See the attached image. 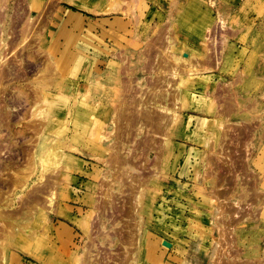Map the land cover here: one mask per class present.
Instances as JSON below:
<instances>
[{"label": "rangeland", "instance_id": "1", "mask_svg": "<svg viewBox=\"0 0 264 264\" xmlns=\"http://www.w3.org/2000/svg\"><path fill=\"white\" fill-rule=\"evenodd\" d=\"M79 1L0 0V74L7 72L8 79L0 82V96L4 93L0 116L5 118L0 117V167L6 168L0 172V256L3 248L11 251L0 258V264H11L12 255L21 264H155L164 262L168 253L177 264H264V0ZM194 6L199 13L186 17L190 28L183 31L178 24L187 13L192 14ZM69 12L81 15L83 26L84 15L90 17L88 33L85 28L81 32L88 36L95 29L94 44L106 49L102 56L91 61L94 47L77 50L76 45L86 47L72 39L75 27L66 21ZM117 18L122 23L115 24ZM56 23L61 27L57 48L53 46ZM67 25L71 30L66 31ZM195 25L201 28L197 30L205 44L195 42ZM174 27L185 40L175 43H179L175 50L170 48L173 44L164 48L180 50L182 55L195 51L190 58L201 66L190 81L157 71L167 65L161 61V50L165 51L161 40ZM155 39H159L156 49L147 50ZM151 50L157 56V60L152 56L153 70ZM139 52L148 53L149 59H141ZM98 68L102 73L95 74L96 82L90 85L83 74L96 73ZM165 76L171 79L167 83L171 86L162 83L168 98L164 97L172 99V108L176 102L169 115H178V119L169 117L172 126L176 124L174 137L159 128L162 113L158 106L163 102L151 100ZM21 91L25 94L20 95ZM202 96L211 102L209 108L204 99L200 101ZM121 106L125 112H133H124L127 119L116 126L114 119ZM149 118L153 125L147 123ZM189 120L191 125L187 124L189 129L182 137L179 124ZM42 125H54L48 138L53 140L50 146L56 157L50 167L34 157ZM75 132L80 135L78 140ZM73 158L79 168L66 172ZM28 162L35 166L33 173L27 170ZM189 167H193V180L182 178ZM16 177L25 184L15 188ZM54 181L57 198L51 204L47 197L53 189L47 184ZM188 181L198 186L187 191ZM218 182L237 188L234 193L220 191L221 199L229 201L228 207L219 206L216 191L208 189L210 184L217 189ZM225 209L227 212L220 213ZM50 210H56V215ZM61 220L73 223L76 241L72 242V231L64 224L57 227ZM198 223L209 230L204 239ZM218 223L227 236L225 241L216 229ZM3 225L14 227L11 248L8 241L2 246ZM60 236L67 238V247L72 242L74 248L60 253ZM25 248L39 254L38 258Z\"/></svg>", "mask_w": 264, "mask_h": 264}, {"label": "bare ground", "instance_id": "2", "mask_svg": "<svg viewBox=\"0 0 264 264\" xmlns=\"http://www.w3.org/2000/svg\"><path fill=\"white\" fill-rule=\"evenodd\" d=\"M69 1H71V0H69ZM78 2H80L79 0H77ZM118 1V0H117ZM120 1V0H119ZM114 2V1H113ZM73 3V4H72ZM71 4L72 5H77L78 7H80V8H82V9H84V10H87V11H91L90 10V8L89 7H87V6H84V5H81V4H77L76 2L74 3V2H72ZM70 4V5H71ZM116 4H117V2H116ZM122 4V3H121ZM193 7V6H192ZM195 7V6H194ZM95 9V8H94ZM94 9H92V10H94ZM199 9L197 8V7H195V9H190V12H192V14H189V13H187L188 14V16L187 15H185L184 17H185V19H184V21H183V23L182 24H178L179 26H180V28H182L181 30H185V31H187L190 27H189V23H187L186 21L187 20H190V19H188V18H186V17H190V16H195L196 14H198L199 12ZM93 12V11H92ZM74 14V13H73ZM71 12H69L68 13V19L66 20L67 22H70V23H73V25H74V27H75V32H74V36L72 37V39L73 40H75V39H79V41H78V43L79 42H81L82 44H83V46H85L86 48H83V47H78V45H76V47H77V50L78 51H82V52H86L87 51V49H89V47H94V52H93V55H94V57H92V58H90L91 59V61L92 60H94L95 59V56L96 55H101L102 56V53H105L106 52V49L104 48V49H102L101 48V46H99V45H95L94 44V41H93V39L95 38V37H97L98 36V34H95L94 32H92V30H95L94 28H91V30H89V35L88 36H85L86 34L84 33V32H81V29L82 28H85L83 25H82V23H83V21H82V16L81 15H79L78 14V16H76V15H73ZM95 14V13H94ZM98 14V13H97ZM20 18V17H19ZM21 19V18H20ZM102 21H103V23H107V22H110V20L109 19H102ZM101 22V21H100ZM115 24L117 23V24H120V23H122V19L121 18H117L115 21ZM114 22H111V23H114ZM124 22V21H123ZM189 24V25H188ZM30 25V24H29ZM29 25H28V28H29ZM197 25H195L194 27H193V29H195V32H196V38H195V42L197 43V42H201V43H204L205 44V42H206V40L204 39V37L202 36V32H201V30H197ZM23 28V27H22ZM198 28H200V27H198ZM201 29V28H200ZM21 30V29H20ZM25 30V29H24ZM24 30L22 29V31L21 32H24ZM171 30V29H170ZM191 30V29H190ZM26 31V30H25ZM192 31V30H191ZM173 33H171L170 35H166V37H164V40H161V41H163L164 42V45L165 46H163V48L164 47H166V46H168V44L170 45H172V46H170V48L172 49V50H175V48H176V45H179V43L178 44H176L175 45V43H177V42H180V43H182L183 44V41L185 40V39H182V37H181V32H180V29L178 28V29H175V27H174V29H173V31H172ZM18 33V32H17ZM32 33V32H31ZM99 33V32H98ZM13 34V33H12ZM26 34V33H25ZM83 34H85V35H83ZM15 36H16V34H15ZM18 36V35H17ZM89 36H90V38H89ZM23 37V36H22ZM162 38V37H161ZM31 39V38H30ZM81 39V40H80ZM163 39V38H162ZM16 40V39H15ZM23 40H25L24 41V43L26 42V40H28L27 39V36H26V39H23ZM86 42H88V43H86ZM3 41V40H2ZM10 41V40H9ZM155 41V42H154ZM158 41H159V39L158 40H153V41H151V43H150V47H148L149 49H147V50H150V48H154V49H156V46H155V43L157 42L158 43ZM4 42V41H3ZM11 42H14V41H11ZM22 42V41H21ZM225 42V41H224ZM77 43V44H78ZM5 43H3V45H4ZM198 44V43H197ZM8 45V44H7ZM12 45H15V44H12ZM160 45V44H159ZM161 45H162V42H161ZM20 46V45H19ZM23 46H25V45H23ZM11 47V46H10ZM12 47H14L15 48V46H12ZM88 47V48H87ZM13 48V49H14ZM18 48V47H17ZM17 48H15L14 50H17ZM161 47H158L157 49H160ZM165 49V51L163 50H161V53L163 54L162 55V58H161V61L163 60L164 61V63H165V61L167 62V65L165 66V65H163V66H165L166 68L165 69H163V70H159V69H157V71H161V72H170V75L172 76L173 74L175 75H177V76H179L180 77V79L181 80H186V81H190V80H192V78H191V76H194L195 75V72L197 73V72H199V71H197L198 70V68L197 67H199V65L198 64H194L193 63V61L191 60V58L190 57H192V55L194 54V52L195 51H193L192 52V55H191V53L189 52V51H187V53H185L184 55H182L181 53H180V50H177L176 52H172V51H169L168 52V50H166V48H164ZM178 49H180V48H178ZM191 50V49H190ZM145 51H146V49H145ZM154 51V50H153ZM167 51V52H166ZM39 52V51H38ZM209 52V51H208ZM37 53V52H36ZM97 53V54H96ZM155 52H153V54H154ZM139 56H140V58L141 59H143V58H146V60H148L149 59V55H148V53H143V52H139ZM210 54V53H209ZM133 55V54H132ZM151 70H153L154 69V67H153V65H155L156 63H155V60L153 61V59H156L157 60V56L155 57V56H153L152 55V50H151ZM147 56V57H146ZM152 56L154 57L153 59H152ZM210 56V55H209ZM15 57V56H14ZM13 57V58H14ZM198 57V56H197ZM116 58V57H115ZM193 58V57H192ZM201 58V57H200ZM15 60V59H14ZM201 60V59H200ZM200 60H198L199 62H201ZM207 60V59H206ZM10 62V61H9ZM15 62H17V61H15ZM150 62V61H149ZM195 62V61H194ZM163 63V64H164ZM161 64H162V62H161ZM181 64H185L184 66L182 65L181 66ZM203 64V63H202ZM173 65V66H172ZM198 65V66H197ZM5 66V65H4ZM50 66V65H49ZM156 66V65H155ZM201 66V65H200ZM147 67V66H146ZM148 67H150V65L148 66ZM161 67V66H160ZM5 68V67H4ZM163 68V67H162ZM210 68V67H209ZM3 69V68H2ZM199 70H200V68H199ZM94 70H90V72H88L87 74H83V78L85 79V80H89L90 82V85H94V82H96V80H95V74H101L102 73V70L100 69V68H98L97 69V72L96 73H94L93 72ZM0 72H2V71H0ZM4 73H5V75H6V73L7 72H3V73H1L0 74V76H1V80H0V82H2V81H4V79H5V81L6 80H8L6 77H5V75H4ZM17 73V72H16ZM172 73V74H171ZM169 74V73H168ZM8 76H9V74H7ZM173 75V76H174ZM44 76V75H43ZM166 77V79L164 80V81H160L161 82V84L159 83V88L158 89H156V87H155V89L154 90H156V91H154V97H152V99L151 100H156V98L158 99V100H156V101H158V102H160L161 103V101L163 102V103H161V105L160 106H158V108H159V110L161 109V113H162V115H160L159 116V120H160V124H161V126H159V128L160 129H162L163 130V134H165V135H167L168 137H170V136H173L174 137V135H175V132L173 131L174 129L172 128L173 126H172V124L174 123L173 121H171L170 120V118H172V117H170V116H172V115H169L174 109V105L176 104V102L174 101L173 103H175L174 105H173V108L171 107V98L169 97V99H171V100H168V99H166V98H168L166 95H165V92H167L165 89L166 88H163L164 87V85H162V83H165V84H167L168 83V81L170 82V78H168V76H165ZM175 77V76H174ZM19 78V77H18ZM47 78V77H46ZM155 80H157V81H159L158 79H155ZM5 81H4V83H5ZM8 82V81H7ZM100 82V81H99ZM128 82H130V81H128ZM98 83V82H97ZM101 83V82H100ZM139 83H141V82H139ZM158 83V82H157ZM186 83V82H185ZM86 84V83H85ZM171 84V83H170ZM170 84H167V85H169V86H171ZM153 85H154V82H153ZM155 85H156V83H155ZM6 86V85H5ZM5 86H3L4 88H7V87H5ZM158 86V85H157ZM169 86H167V87H169ZM2 87V86H1ZM127 87H129L130 88V85L128 86L127 85ZM37 89V88H36ZM21 90H23V88L21 87ZM167 90H169L168 88H167ZM24 91V90H23ZM23 91H21V92H19L20 93V95L21 94H25V92H23ZM152 91H153V89H152ZM34 92H36V90H34ZM150 92H151V90H150ZM6 93V92H5ZM41 94H43V92H40ZM39 93V94H40ZM1 94H2V92H1ZM35 94V93H34ZM37 94H38V92H37ZM152 95H153V93H152ZM151 95V96H152ZM164 95L166 96V98L164 97ZM169 95V94H168ZM180 95V94H179ZM178 95V96H179ZM194 95V94H193ZM3 96H4V93H3ZM2 95L0 96L1 98H0V100L2 99V97H3ZM35 96V95H34ZM36 98L38 97V96H35ZM150 97V96H149ZM194 97V99H196V97H195V95L193 96ZM40 98V97H39ZM148 98V97H147ZM179 98V97H178ZM178 98H176V101H178L177 99ZM183 98H185V97H183ZM38 99V98H37ZM133 99V98H132ZM136 99V98H135ZM174 99H175V97H174ZM204 99V97L202 96L201 98H200V101L201 100H203ZM205 99H207L206 97H205ZM203 100V102L204 103H206V105H205V107L206 108H209L210 106V104L209 103H211V102H208V100ZM3 100V99H2ZM2 100H1V102H2ZM40 99H38L37 101H39ZM150 100V99H149ZM181 100V99H180ZM26 101V100H25ZM36 101V100H35ZM86 101V100H85ZM93 101V100H92ZM155 101V103H158V102H156ZM186 101V100H185ZM44 102V101H43ZM126 103H127V101H125ZM181 102H182V100H181ZM197 102V101H196ZM45 103V102H44ZM44 103H43V105H44ZM78 103V102H77ZM81 103V102H80ZM79 103V104H80ZM133 103V102H132ZM131 103V104H132ZM128 104V103H127ZM154 104V103H153ZM180 104L181 103H177V105H179V108L181 107H183L182 105L180 106ZM184 105H186V102L185 103H183ZM194 104V103H193ZM76 105V104H75ZM75 105H74V107H75ZM80 105H82V104H80ZM79 105V106H80ZM123 105V104H122ZM129 105V104H128ZM133 105H135V104H133ZM152 105V104H151ZM156 105V104H155ZM212 105V104H211ZM0 106H2L3 107V105H0ZM5 106V105H4ZM85 106H86V104H85ZM85 106H83V107H85ZM132 106V105H131ZM156 106V107H157ZM213 106V105H212ZM215 106V105H214ZM127 107V106H126ZM1 108V107H0ZM79 108L80 107H77L76 109L79 111ZM86 108V107H85ZM85 108H83L84 109V112H85ZM93 108V107H92ZM92 108H90L89 110H91ZM95 108V107H94ZM128 108H131V107H128ZM176 108L177 107H175V110H176ZM213 108V107H212ZM2 109V108H1ZM80 109H82V108H80ZM133 109V108H132ZM97 110V109H96ZM99 110H100V107H99ZM134 110V109H133ZM180 110H182V109H180ZM212 110V109H211ZM217 110V109H216ZM74 111H76V110H74ZM82 111V110H81ZM126 111V110H125ZM124 110H123V107L121 106V108H120V110H119V108H118V110H117V112H116V114H117V116H116V118L114 119V121H115V123H116V126H118L119 124V122L120 121H123V120H125V119H127V117H126V115H125V113L126 114H130V112H133L132 110L129 112L128 111V113L127 112H125ZM234 111V110H233ZM125 112V113H124ZM213 112V111H212ZM75 112H73V114H74ZM78 113V112H77ZM86 113H87V115L86 116H88V110L86 111ZM85 113V114H86ZM134 113H135V111H134ZM153 113H155V112H153ZM159 113V112H158ZM9 114V113H8ZM81 115L82 114H84V113H80ZM137 114H138V112H137ZM137 114H136V116H137ZM156 114V113H155ZM77 115V114H76ZM79 115V114H78ZM133 115V114H132ZM143 115V114H142ZM141 114H140V119L141 118H143V116H142ZM145 115V114H144ZM157 115V114H156ZM9 116V115H8ZM84 115H82V117H83ZM92 116V118H93V115H91ZM147 116H149V115H147ZM153 116H155V115H153ZM174 116H176V115H174ZM174 116H173V118H174ZM178 116V115H177ZM177 116H176V118H177ZM1 118H4V117H2V115L0 116ZM134 117H135V115H134ZM170 117V118H169ZM75 118H77V117H75ZM84 118H85V116H84ZM173 118H172V120H173ZM8 119H10V118H8ZM7 118H6V120H8ZM83 119V118H82ZM81 119V122L83 121ZM86 119H87V117H86ZM152 118H149V119H147V123H151V125H153V121L151 120ZM178 119V118H177ZM2 120H5V118L4 119H2ZM1 120V121H2ZM76 120H78V119H76ZM76 120H75V122H76ZM85 120V119H84ZM131 120V119H130ZM136 120V119H135ZM134 120V121H135ZM143 120H144V118H143ZM9 121V120H8ZM127 121H129V119L127 120ZM132 121V120H131ZM178 121V120H177ZM176 121V122H177ZM199 121V120H198ZM201 121V120H200ZM5 122V121H4ZM7 122V121H6ZM136 122V121H135ZM134 122V123H135ZM144 122H145V120H144ZM158 122V121H157ZM173 122V123H172ZM191 120H189V121H185V123L183 124V122L182 123H180L179 124V134L181 135V133H183V131L185 132V130H187L188 131V129H189V127H188V125L190 126L191 125ZM76 123H78V121L76 122ZM85 122H82V124H84ZM114 123V122H113ZM146 123V124H147ZM202 123V122H201ZM75 124V123H74ZM78 124H80L81 125V123H80V121H79V123ZM78 124H76V125H78ZM133 124V123H132ZM145 124V123H144ZM145 124V125H146ZM188 124V125H187ZM200 124V123H199ZM178 125V124H177ZM3 126H6L5 124H3ZM54 125H48V126H46V125H42V127L40 128V133L38 134L39 135V142H38V147L36 148V150L34 151V157L35 158H37V159H39L40 160V162L43 164V166L44 167H50L51 165H54V162H53V157L55 158L56 157V155H55V153H54V150H53V148H52V146H50V144L52 143V139L51 138H48V136H49V133H50V131H51V129H53L52 127H53ZM133 126V125H132ZM175 126H176V124H175ZM174 126V127H175ZM77 127H81V126H77ZM83 127H85V126H83L82 125V128ZM147 127V126H146ZM7 128H8V125H7ZM118 128V127H117ZM149 128V127H148ZM77 129V128H76ZM80 129V128H79ZM83 129H85L86 131H87V129L86 128H83ZM122 129V128H121ZM158 129V128H157ZM85 130H84V132H85ZM130 130V129H129ZM159 130V129H158ZM77 131V130H76ZM83 131V130H82ZM157 131V130H156ZM187 131H186V133H187ZM38 132V131H37ZM84 132L83 133H81V137H82V134H84ZM160 132V131H159ZM66 133V132H65ZM76 134H77V132H75ZM74 133V134H75ZM86 133V132H85ZM90 133H92V132H90ZM122 133V132H121ZM130 132L128 131V134H129ZM185 133V134H186ZM63 134V133H62ZM76 134L74 135L75 137H76V140H78L77 139V137H78V135L79 134H77V136H76ZM86 135V134H85ZM84 135V136H85ZM130 135V134H129ZM183 135H184V133H183ZM65 136V135H64ZM80 136V135H79ZM84 136H83V138H84ZM97 136H98V134H97ZM182 136V135H181ZM86 137V136H85ZM118 137V136H117ZM166 137V136H165ZM165 138V141H166V143L168 142V144H169V138ZM183 137V136H182ZM185 137V136H184ZM82 138V139H83ZM87 138H89V137H86V139ZM92 138V137H91ZM85 140V139H84ZM151 140V139H150ZM86 141H88V139L86 140ZM90 141V140H89ZM92 141V140H91ZM95 142V141H94ZM37 145V144H36ZM246 146V145H245ZM151 147V146H150ZM75 148V147H74ZM102 150V149H101ZM103 151V150H102ZM83 153V152H82ZM116 154V153H115ZM29 156V155H28ZM30 157V156H29ZM112 158V157H111ZM114 158V157H113ZM38 160V161H39ZM115 160V159H114ZM121 160V159H120ZM155 160H156V158H155ZM29 163V162H28ZM36 163H38V162H36ZM114 163V162H113ZM152 163V162H151ZM116 164V163H115ZM113 165V164H112ZM121 166V165H120ZM119 166V167H120ZM38 167V166H37ZM115 167V166H114ZM76 168H79V162L75 159V158H73V159H71V161H70V163L67 165V167H66V169H64V170H66V172H73V170L74 169H76ZM6 169V168H5ZM5 169H3L2 167H0V172H4V170ZM38 169H40V168H38ZM50 169V168H49ZM27 170H28V172H30V173H33L34 171H35V166H33L31 163H29V166H28V168H27ZM62 169H59V172H64V171H61ZM6 171V170H5ZM41 172V174L43 173L42 171H40ZM59 172H57V173H59ZM125 172V171H124ZM123 172V173H124ZM120 173V172H119ZM60 174V173H59ZM43 175V174H42ZM42 175H41V177H42ZM62 175H64V174H62ZM61 175V177H63ZM70 175H72V174H70ZM121 175V174H120ZM44 176V175H43ZM60 176V175H59ZM64 176H67V175H64ZM122 176V175H121ZM119 177V176H118ZM64 178V177H63ZM62 178V179H63ZM66 178H68V177H66ZM16 179H17V177H16ZM57 179V178H56ZM65 179V178H64ZM20 179L18 178L17 180H15V185H14V187L16 186V187H18V185L19 184H21L22 186L25 184V183H22V180H20ZM47 180H48V178H47ZM46 180V181H47ZM17 181H18V183H17ZM66 181V180H65ZM126 182V181H125ZM8 185H10L9 184V182L7 183ZM14 184V183H13ZM55 184L56 185H58L55 181L54 182H51V183H48L47 184V186L49 187L48 189H50L51 187H52V191L50 190V192L51 193H48L49 195V197H47V199H49V198H51L50 200H48L47 202H51V204L53 203V199H56L57 198V192L54 190V189H56L57 190V186H55ZM5 185H6V183H5ZM4 185V186H5ZM122 185V184H121ZM3 186V187H4ZM38 186V185H37ZM2 187V188H3ZM8 187V186H7ZM15 187V188H16ZM100 187V186H99ZM6 188V187H5ZM9 188V187H8ZM35 188V187H34ZM42 188H45V187H43V185H42ZM47 188V187H46ZM36 191H38V189H35ZM34 190V191H35ZM44 190V189H43ZM41 191L40 190V192H44V191ZM47 191V190H46ZM49 191V190H48ZM39 192V193H40ZM32 193H34V192H32ZM41 193V194H42ZM60 195V194H59ZM31 196V195H30ZM29 196V197H30ZM33 196V195H32ZM64 196V195H63ZM34 198H35V196H34ZM30 199V198H29ZM32 199V198H31ZM37 199H38V197H37ZM42 200V199H41ZM213 200V199H212ZM33 201V200H32ZM36 201V200H35ZM37 202V201H36ZM38 204V203H37ZM36 204V205H37ZM102 204V203H101ZM42 205V204H41ZM28 206V205H27ZM30 206V205H29ZM40 207V206H39ZM43 207V206H42ZM226 207H228V206H226ZM25 208V207H24ZM220 208H223V207H220ZM30 209H31V207H30ZM50 209V208H49ZM224 209V208H223ZM239 209V208H238ZM227 210L228 209H225V211H223V212H221L220 211V213H224V212H227ZM45 211H47L46 209H45ZM56 211V210H55ZM55 211H54V213H52L51 212V210H50V212L52 213V214H55ZM218 211H219V208H218ZM49 212V211H48ZM49 212V213H50ZM239 212V211H238ZM47 213V212H46ZM50 213V214H51ZM37 214H38V212L36 213V214H34L36 217H37ZM26 215H27V213H26ZM29 215V214H28ZM32 215H33V213H32ZM31 215V216H32ZM39 215L41 216H43V213L41 212V213H39ZM49 215V214H48ZM56 215V214H55ZM59 215H60V213H59ZM220 215V214H219ZM35 216H32L33 218L35 217ZM41 216V217H42ZM10 217V216H9ZM237 217H238V215H237ZM245 217V216H244ZM44 218V217H43ZM35 219V218H34ZM216 221V220H215ZM220 221V220H219ZM216 223V222H215ZM4 225H8V224H4ZM3 225V233H2V237H3V240H2V246L4 245L3 243L4 242H6V241H8V244H7V246H9V248H11L12 246V241H13V243H14V227L12 226V225H9V226H4ZM198 225L200 226V227H202L201 226V224H199L198 223ZM49 226V225H48ZM81 226H85V224L84 223H81ZM86 228V227H85ZM203 228V227H202ZM216 229L217 230H219L218 232H220V237L222 236V240H224L225 241V239H224V237H227L225 234H224V230L222 229V226L221 225H219V223L218 224H216ZM203 234H202V238L204 239L205 237H206V235L209 233V230L208 229H205V228H203ZM196 235H198V234H196ZM199 237V236H198ZM28 238V237H27ZM194 238V237H193ZM14 239V240H13ZM194 239H197V238H194ZM26 239L24 238V241H25ZM206 240V239H205ZM17 241V240H16ZM11 242V243H10ZM223 242V241H222ZM227 242V241H226ZM1 243V242H0ZM10 243V244H9ZM18 243V242H17ZM20 243V242H19ZM23 244V243H22ZM221 244V243H220ZM14 245V244H13ZM205 245V244H204ZM226 245V244H225ZM1 246V247H2ZM16 246V245H15ZM19 246V245H18ZM21 246V245H20ZM23 246H24V244H23ZM25 247V246H24ZM28 248V247H27ZM219 248V247H218ZM4 249V251H3V254H2V256H3V259H4V257H7V255H9V253L11 252L10 251V249L8 250V248L7 249H5V248H3ZM26 249V248H25ZM31 249H32V246H31ZM35 249H37V248H35ZM231 249V248H230ZM33 250V249H32ZM232 250V249H231ZM25 251V250H24ZM23 251V252H24ZM37 251H38V249H37ZM26 252L27 253H29L32 257H34V258H38V255L39 254H35V253H32V252H30V249L29 250H27L26 249ZM33 252H34V250H33ZM37 253V252H36ZM11 255V254H10ZM221 255H224V254H222L221 253ZM2 256H0V258L2 257ZM128 258V257H127ZM13 259V260H12ZM10 260H12L13 262L11 263V264H21L20 263V259L18 260V258H17V256H15V255H12V256H10ZM9 260V261H10ZM48 260V259H47ZM130 260V259H129ZM127 261V260H126ZM43 262V261H42ZM44 263L45 264H55V263H52L51 261H44ZM225 263V262H224ZM229 263V262H228ZM233 263V262H232ZM184 264H189V262L188 261H185L184 262ZM218 264V263H217ZM226 264V263H225ZM234 264V263H233Z\"/></svg>", "mask_w": 264, "mask_h": 264}, {"label": "crops", "instance_id": "3", "mask_svg": "<svg viewBox=\"0 0 264 264\" xmlns=\"http://www.w3.org/2000/svg\"><path fill=\"white\" fill-rule=\"evenodd\" d=\"M84 18H86L84 21H85V24H84V27H85V31H86V33H88V31H87V29L89 28V26H90V23L92 22L91 20H88L90 17H88L87 15H84ZM93 23H95V22H93ZM66 27V31L67 30H71V26H65ZM61 29V27L58 25V23H56V25H55V29L53 30V32L55 33V34H53V36L55 37V39H53V46H57L58 44H57V42L59 43L60 42V37H59V32L61 31L60 30ZM101 33V32H100ZM54 42H55V44H54ZM57 48V47H56ZM57 51V50H56ZM57 53H59V52H57ZM59 56H60V53H59ZM59 56H57V57H59ZM206 77H211V75H209V76H206ZM212 80V79H211ZM210 82H212V81H210ZM210 120V119H209ZM191 160L192 161H194V159H193V157L191 158ZM191 168H193V167H189V171H188V173L186 174V175H183L182 176V178H186L187 177V179L188 180H193L192 179V177H191V175H192V173H191ZM180 170H182L181 172H183V167H182V169H180ZM213 171V169H211V172ZM180 172V173H181ZM190 172V173H189ZM191 174V175H190ZM212 174H213V172H212ZM213 177H214V175H211V178L213 179ZM211 179V180H212ZM217 180V179H216ZM218 181V180H217ZM208 184V183H207ZM210 184V183H209ZM186 185H188V188H187V191L189 190H192V187H196V186H198V185H193L192 183H189V181H188V183H186ZM210 188H208V189H211L212 188V191L214 190V191H216V195L217 196H219V199H218V203H219V206H225V205H227L228 206V203H229V201H227V200H224V199H221V196L223 195V194H221L222 192H220V191H224V192H227V191H229V190H231V192L232 193H234V191H235V189H237V188H234V187H231L230 185H228V184H226L225 182H218L217 183V189H214L213 187H215L214 185H208ZM207 189V190H208ZM218 192H220V193H218ZM227 193H229V192H227ZM216 195H214V196H216ZM224 196V195H223ZM222 196V197H223ZM232 199H234L233 197H231ZM221 199V200H220ZM184 202H186V203H188V201H187V199H184L183 200ZM233 201V200H232ZM234 201H236V200H234ZM233 201V202H234ZM189 204V203H188ZM170 206L171 207H173V205L171 204V202H170ZM189 208H190V205H189ZM221 209V208H220ZM187 213V215L189 214V212H186ZM168 214V213H167ZM168 216L169 217H172L173 215H172V213H169L168 214ZM228 215L224 218V221H226L227 219H228ZM206 219V218H205ZM59 221H55V224L56 223H58ZM168 223H171L170 222V220H168L167 221ZM61 224H64L66 227H68L71 231H72V234H71V237H72V242L73 241H76V239H77V237H76V235H77V233H76V229L74 228L75 226L74 225H72L71 226V224H73L72 222H65V221H63V220H61V222H59V224H57V227H59ZM60 233H61V231H60ZM76 233V234H75ZM60 241H59V243H58V246H57V248L59 247V249H62L61 251H60V253L61 252H64V251H66V248L68 249L69 247H71V243L72 242H70V244H69V246L67 247V245H66V243H65V240L67 239L65 236H60ZM71 248H74V246H72ZM166 257H165V260H164V262H155V264H177V263H174V261H172L169 257L170 256H172L173 257V255L172 254H170V253H168V254H166L165 255ZM175 256V255H174Z\"/></svg>", "mask_w": 264, "mask_h": 264}]
</instances>
